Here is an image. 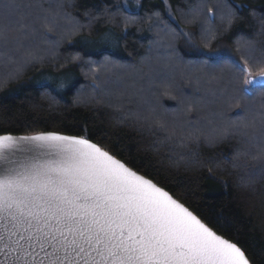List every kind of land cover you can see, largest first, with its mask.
<instances>
[{"label": "trees", "instance_id": "16d2710c", "mask_svg": "<svg viewBox=\"0 0 264 264\" xmlns=\"http://www.w3.org/2000/svg\"><path fill=\"white\" fill-rule=\"evenodd\" d=\"M135 1L18 0L33 4L39 13L33 16L39 36L33 43L43 46L38 45V51L29 50L20 61L14 55L0 53V134L58 131L86 135L129 167L148 175L218 234L238 243L251 264H264V178L257 174L251 187L237 186L241 172L264 166V160L257 162L249 157L236 166L233 161L241 142L234 135L222 139L225 128L237 119L235 88L222 84L219 74L204 69L196 79L194 74L204 64L183 51L178 36L171 44L173 51H156V62L164 60L160 69L152 67L155 55L149 54L161 30L156 21L175 29L178 35L177 27L184 24L181 13L198 7L203 19L208 9H213L217 17L218 0ZM219 1L226 4L225 14L232 13V23L229 26L221 18L211 22L210 26L219 30L213 46L224 43L241 58L243 54L236 50L240 41L249 43H240L241 48L253 46L264 53V0ZM44 17L50 23H42ZM188 26L199 36L200 28ZM105 40L109 42L105 44ZM102 49L103 54H99ZM28 55L34 57L29 59L32 56ZM106 56L112 63L97 67ZM261 59L254 54L253 74L264 67ZM177 61L185 66H172L171 62ZM116 66L132 68L129 74L133 80H123L128 70L120 74ZM101 68L108 87L115 90L92 87L99 84ZM191 69L193 74L186 72ZM154 71L161 83L154 81ZM222 71L235 83L230 70L224 66ZM61 74L75 83L62 96L49 95L33 86L37 80ZM97 75L99 80L95 79ZM119 75L122 90L115 84ZM256 95L264 100V93L257 91ZM152 99L168 112L173 124H184L173 128L175 135L170 136L173 132L167 127L158 126L165 123L168 114L151 112ZM257 115L260 119L264 111ZM224 119L231 124H225ZM193 131L197 137L190 135Z\"/></svg>", "mask_w": 264, "mask_h": 264}, {"label": "snow or ice", "instance_id": "6c2138e0", "mask_svg": "<svg viewBox=\"0 0 264 264\" xmlns=\"http://www.w3.org/2000/svg\"><path fill=\"white\" fill-rule=\"evenodd\" d=\"M189 14L190 22L201 29L202 43H196L195 33L180 32L187 54L206 66L223 70L227 64L235 69V83L229 87L235 88L237 119L222 137L234 135L241 142L233 164L240 166L241 159L249 157L264 160V115L259 120L243 115L245 99L257 91L264 93V67L253 74L250 57L237 60L227 46L213 47L219 30L203 27L204 21L211 25L215 20L213 9L203 21L200 8H190ZM38 15L31 3L0 2V48L23 47L38 31L33 20ZM221 19L230 26L232 13ZM42 23L50 21L44 17ZM172 32L175 39V29ZM239 44L236 50L242 52ZM111 63L106 56L97 67ZM33 86L62 96L75 83L61 74ZM190 135L197 137V132ZM257 174L264 178V166L241 172L237 186L251 187ZM0 264H250V260L238 243L218 234L164 187L86 135L41 131L19 137L0 134Z\"/></svg>", "mask_w": 264, "mask_h": 264}, {"label": "rangeland", "instance_id": "374dc122", "mask_svg": "<svg viewBox=\"0 0 264 264\" xmlns=\"http://www.w3.org/2000/svg\"><path fill=\"white\" fill-rule=\"evenodd\" d=\"M1 2H3V0H0ZM131 1H133V2H136L135 0H131ZM216 4H218V5H216L217 7H218V14H217V21H219L220 20V18H221V16L222 15H224L225 14V10H226V4L225 3H223V2H221V1H217V3ZM190 8H192V7H189L187 10H185L184 11V13H181L182 15H181V17H182V20H183V22H184V24H183V26H178L177 27V31H178V33H180V32H190V33H195L196 34V31H195V29H193L191 26H188V25H192V23L190 22V20H191V15L189 14V9ZM35 17V16H34ZM200 19L203 21L204 19L202 18V17H200ZM156 20H158V19H156ZM157 23H158V25H159V28L161 29L160 31H159V33L157 34V35H155V39H158V40H156L155 41V39H154V41H152V43H151V47H152V49L149 51V54L150 55H155L154 56V60L153 61H155L154 63H153V61H152V67L153 68H156V69H160V65L164 62V60L161 62V63H157L156 62V60H158V56H157V52L158 51H173V48L171 47V44H173V42H174V38H173V32H172V30H169V29H167L165 26H163V24L160 22V21H156ZM209 23L207 22V21H204V25H203V27L204 28H207V27H209L210 25H208ZM36 25H37V27H38V23L36 22ZM201 30V29H200ZM201 32V31H200ZM10 35H14V32H12V33H10ZM180 39H181V48L183 49V51L184 52H186V53H188L189 52V48H188V46H187V43H186V40H185V38L184 37H182V36H179V35H177ZM38 38H39V36H38V33L36 32V33H33L32 34V36H31V38H29L28 40H26L25 41V43H24V46L23 47H19L18 45H15V44H11V45H9L8 47H6V48H0V53H2V54H5V53H7V56L8 55H14L15 56V58L18 60V61H20L21 60V58H22V56H24V55H27V53L28 52H30L29 50H32V49H34V50H37L38 51V45L39 46H43V44H34L33 42H35V41H38ZM163 39V40H162ZM195 41H196V43L197 44H201L202 43V41H201V37H200V33H199V36H197V35H195ZM238 42H240V41H238ZM37 43V42H36ZM241 43V42H240ZM241 44H249V43H246V42H242ZM261 44V43H260ZM222 46H227L228 47V50L232 53V55L237 59V60H240L241 58H240V55H238L236 52H234L228 45H226V44H224V43H219V44H215L213 47H222ZM241 48V47H240ZM256 47H249L248 46V49H245L244 47L243 48H241V49H244V50H242V51H244V52H246V56H248V57H250L251 58V60L252 61H254L253 59H254V54H256L258 57H260V58H262L261 60H264V53L263 52H259L257 49H255ZM157 51V52H156ZM23 53V55H20L19 53ZM241 54H243L244 55V53L243 52H241ZM32 56V55H31ZM31 56H27V57H31ZM34 56H32L31 58H29V59H32ZM162 60V59H161ZM142 63V62H141ZM140 63V64H141ZM156 63V66L154 65ZM171 64H172V66H176L175 68H177L178 69V67H182V66H185V65H182L183 63H181V62H179V61H177L176 62V64L175 63H172L171 62ZM175 64V65H174ZM182 65V66H181ZM227 64H225V67H226V69L227 70H230L231 71V66L230 67H228L227 68V66H226ZM146 68V67H145ZM132 68H129V69H127L126 67H121V66H116V71L118 72V73H124L126 70H128L127 72H126V74L124 75V77H123V80L126 78V79H128V80H126V81H128V82H130V81H132L133 80V78H132V75L131 74H129L130 73V70H131ZM206 71V72H214V73H216V74H219V76H221V78H220V82L222 83V84H226V86L227 87H229V84H230V82H231V75H226V73H223V71H222V69H221V67L220 66H210V67H207L205 64L204 65H202L201 66V68H199V70H198V73H196V74H194V76H195V78L197 77V76H202V72H204V70ZM104 69L103 68H101V78H100V80H99V85H100V87L99 88H102L103 90H105V87L106 88H108L109 90L110 89H112V90H115V88L116 87H113V86H109L108 87V85H107V82H108V80L106 79V76H105V71H103ZM203 70V71H202ZM234 70V69H233ZM186 72H188L189 74H193L194 73V71H193V69H191V70H187ZM229 72V71H228ZM235 71H231V73H234ZM130 76H129V75ZM160 75L158 74V73H156L155 71H154V75H153V79H154V81L155 80H157L158 82H160L161 83V80L160 79H158V77H159ZM176 77V76H175ZM189 77H191V75H189ZM108 78H112L113 79V75L111 76V75H109L108 76ZM121 80V77H120V75L118 76V81L115 83V84H118V83H120L119 81ZM197 79V78H196ZM171 80H173V78H171ZM192 80H194V78L192 79ZM122 81V80H121ZM117 86V85H116ZM124 87V85L123 84H118V86H117V88L118 89H121L122 90V88ZM96 89H98V88H96ZM154 88L152 87V89H150L149 91L151 92L152 90H153ZM102 90V91H103ZM104 92V91H103ZM197 94H200V92H197ZM154 99V98H153ZM151 100V102H152V105H151V102H150V107H151V112H153V111H158V113H159V116H161L163 113L164 114H168V112L166 111V113H165V111H162L163 109L158 105V104H156V100ZM182 99H184V97L182 98ZM244 103L247 105V108L245 109V112H244V115H249V116H254L255 115V117L257 118V113H260V112H263L264 111V100H262L261 99V97H260V95H256L255 97L253 96L252 97V99H245V101H244ZM212 108V107H211ZM216 110L218 111V109L216 108ZM166 117H168V118H166L165 120V124L167 125L166 127H167V129L168 130H171L170 132H173L172 130H173V128H176V129H179V127L181 126V125H183L184 126V124H182V123H178V124H173L174 122H172L171 121V117L169 118V114L166 116ZM221 117H223V118H226V117H224V116H221ZM257 120H259V118H257ZM224 122H225V124H231L230 122H228L226 119H224ZM228 122V123H227ZM177 125H180V126H178V127H176ZM145 126H147V125H145ZM230 126L231 125H228V128L230 129ZM148 127V126H147ZM200 128V127H199ZM186 129V128H185ZM202 130V129H201ZM186 131H187V129H186ZM199 131V130H198ZM187 132H190V131H187ZM173 135H175L174 134V132L173 133H171L170 134V136H173ZM166 145H169L168 144V142H167V140H165V142H164ZM172 146H174V145H172ZM255 153V152H254ZM257 162H258V160H256Z\"/></svg>", "mask_w": 264, "mask_h": 264}, {"label": "water", "instance_id": "95a60500", "mask_svg": "<svg viewBox=\"0 0 264 264\" xmlns=\"http://www.w3.org/2000/svg\"><path fill=\"white\" fill-rule=\"evenodd\" d=\"M8 134H10V133H8ZM36 134V133H35ZM11 135H14V136H17V137H19V136H25V135H20V134H11ZM28 135H34V134H28ZM64 135H67V134H64ZM176 199V198H175ZM251 264V263H250Z\"/></svg>", "mask_w": 264, "mask_h": 264}]
</instances>
